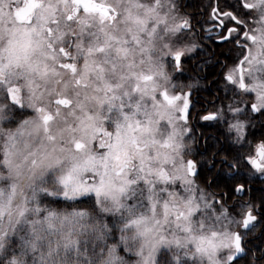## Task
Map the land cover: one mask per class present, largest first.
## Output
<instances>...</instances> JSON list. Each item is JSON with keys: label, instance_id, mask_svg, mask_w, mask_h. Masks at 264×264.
<instances>
[{"label": "snow or ice", "instance_id": "snow-or-ice-1", "mask_svg": "<svg viewBox=\"0 0 264 264\" xmlns=\"http://www.w3.org/2000/svg\"><path fill=\"white\" fill-rule=\"evenodd\" d=\"M190 7L0 0V264H264V0Z\"/></svg>", "mask_w": 264, "mask_h": 264}, {"label": "flooded vegetation", "instance_id": "flooded-vegetation-1", "mask_svg": "<svg viewBox=\"0 0 264 264\" xmlns=\"http://www.w3.org/2000/svg\"><path fill=\"white\" fill-rule=\"evenodd\" d=\"M184 2L187 5H192V7L188 9L191 12L195 11L196 5L200 3V0H184ZM210 47H214V45H210ZM211 72L212 70L206 67L202 72L199 73L200 87L199 90H194L192 96V124L196 129V136L199 138L201 151L204 150L205 139H208L209 143H214V140L212 139L214 137H220L221 140L223 139L221 136L222 126H216L211 122L198 119L199 115L204 113L206 109L211 110L212 102L215 101L218 94L217 91L213 90L210 86L212 80ZM184 77L186 80L195 79L197 78V74L186 72ZM255 131L258 132L259 128H257ZM254 186L256 188H260L264 186V183L257 179Z\"/></svg>", "mask_w": 264, "mask_h": 264}]
</instances>
